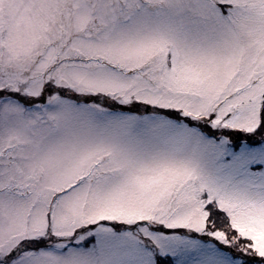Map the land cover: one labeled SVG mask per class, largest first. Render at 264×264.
Returning a JSON list of instances; mask_svg holds the SVG:
<instances>
[{"label": "snow or ice", "instance_id": "1", "mask_svg": "<svg viewBox=\"0 0 264 264\" xmlns=\"http://www.w3.org/2000/svg\"><path fill=\"white\" fill-rule=\"evenodd\" d=\"M0 264H264V0H0Z\"/></svg>", "mask_w": 264, "mask_h": 264}]
</instances>
